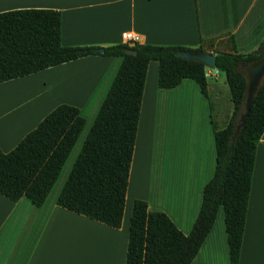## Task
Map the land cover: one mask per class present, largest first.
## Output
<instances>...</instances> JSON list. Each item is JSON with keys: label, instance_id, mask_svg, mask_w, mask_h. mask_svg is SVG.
<instances>
[{"label": "crops", "instance_id": "obj_1", "mask_svg": "<svg viewBox=\"0 0 264 264\" xmlns=\"http://www.w3.org/2000/svg\"><path fill=\"white\" fill-rule=\"evenodd\" d=\"M19 9L60 11L62 46L128 43L121 35L130 33L138 37L140 45L196 49L200 39L231 37L235 51L248 54L264 40V0H0V13ZM120 64L118 57L91 55L1 83V151H11L60 104L75 106L82 115L83 109L97 100L99 110ZM150 68L156 69V77L149 85ZM215 72L207 71L211 80L207 79L205 98L188 79L176 88L159 89L158 63L149 62L119 229L57 206V196L49 199L48 195L37 208L24 197L13 203L0 195V264H79L81 240L88 246L91 240L96 264H118V260L125 264L131 216L126 230V206L130 201L132 210L135 200L145 201L150 212L165 213L188 235L201 205L203 188L214 173V131L225 128L233 112L229 87L226 92L221 72ZM148 94L153 103H158L161 94L164 100L174 95L185 103L190 97L194 102L193 106L185 104L181 113L176 110L177 116L184 115V123L180 118L170 119L165 133L159 136L154 118L141 128ZM157 139L167 142L171 156L160 168L164 177L152 182L148 169L152 168L153 152L149 149ZM141 143L147 147L143 163L142 147L137 158ZM219 211L191 264H216L217 257L223 264L228 257L230 264L223 211ZM238 264H264V132L255 150Z\"/></svg>", "mask_w": 264, "mask_h": 264}, {"label": "trees", "instance_id": "obj_2", "mask_svg": "<svg viewBox=\"0 0 264 264\" xmlns=\"http://www.w3.org/2000/svg\"><path fill=\"white\" fill-rule=\"evenodd\" d=\"M61 13L52 9H19L0 13V84L86 56L121 58L56 205L108 227H121L129 172L135 146L145 77L150 61L158 63L159 89L193 81L207 98V68L178 58L184 51L214 54L216 70L229 87L233 112L227 126L214 131L215 168L205 184L202 201L188 235L163 212H150L143 200L132 205L125 264H191L215 222L224 216L230 264L239 263L255 150L264 132V84L253 99L240 133L234 126L244 98L240 63L264 53L239 54L233 39L228 51L211 49L212 39H200L196 49L182 46L120 43L62 46ZM102 50V52H101ZM135 53V54H134ZM80 110L60 104L8 153L0 149V195L16 203L26 198L40 208L67 161L83 128Z\"/></svg>", "mask_w": 264, "mask_h": 264}, {"label": "rangeland", "instance_id": "obj_3", "mask_svg": "<svg viewBox=\"0 0 264 264\" xmlns=\"http://www.w3.org/2000/svg\"><path fill=\"white\" fill-rule=\"evenodd\" d=\"M211 43H212L211 49H215L217 51H222V52L228 51L229 47L231 46V42H230L229 37H223V38L219 37V39H214ZM207 71H212L213 73H216L215 71L209 70V69H207ZM219 75L223 80H225L223 73H220ZM155 77H156V69L154 70L153 68H150L149 73H148L149 85L151 84V81ZM207 79L211 80V78H207ZM223 87L226 89V92H227L228 86L226 84V80H225V85ZM159 97L160 98H159L158 103L157 102L153 103V101H151V99H150L151 98L150 95L148 94V96L146 98V105H144V107H143V114L145 115V117H144L145 119H143L141 121V128L143 126L146 127L145 124L148 121H151L152 118H154V121L157 123V135L161 136L163 133H165L167 125H168V121L170 119H172V120L176 119L177 120V118H180L181 119L180 122L183 121V123H184V115L181 114V116H177L178 114L176 115V110L181 113L182 109L184 107H186L187 104H192V106H193L194 101L190 97V99H189L190 102L187 100V103H185V100H183V98L177 99V97L174 95L166 97L165 100L163 99L164 95H163V98H162V94ZM96 103H97V100H94V104H92L90 106L87 105L82 111V116L85 119V126H84L77 142L75 143L67 161L65 162L57 181L55 182L54 186L52 187V189L49 193V199H51L52 197L55 198V196H58V194L60 193V191L62 189V186L64 185V183L68 177V174L72 168V165H73V163H74V161H75V159H76V157H77V155H78V153L82 147V144H83V142H84V140L88 134V131L93 124L94 118L97 114L98 108L96 106ZM149 103H151V104H149ZM97 105H98V103H97ZM147 114H148V116H147ZM166 144H167V142H165V141L162 142V139L161 140L157 139L156 141L155 140L153 141V147L149 149L153 152L152 157H153V161H154V167H153V161H152V168L148 169V172H149L148 177L151 179L152 182L161 180L162 177H164V174L161 175L160 168L165 167V165H167L166 161H169V158L171 156V150L169 151L170 148H168V146ZM139 147H142L141 149H142V152L144 153V156L142 158L143 159L142 163H143L144 158H145V151H146L147 147H145V146L143 147L142 143H141V146L138 145L137 158H138V152L140 150ZM137 158L135 160L136 161L135 166H134L135 169H137ZM161 160L163 161V163L161 162ZM142 168H143V165H142L141 169ZM130 191H131V189L128 191L129 195L131 197ZM127 204L128 205L126 206V216H125L126 217V223H125L126 226H124V229L126 227V230L128 227L129 216L131 214L129 212L131 210V204L132 203L129 201ZM219 212H220L219 214L222 215L221 214L222 212L221 211H219ZM125 231H124V233H125ZM82 241L83 240H81V243H80L79 249H78L79 264H96V257H95L94 251H92L91 240L89 241V246H88V242H87V244L86 243L83 244ZM117 244H118V242H117ZM111 246H113V244H111ZM93 258H94V260H93ZM88 259L90 260L89 263H88ZM203 261H206V260L204 259ZM118 264H120V260H118ZM204 264H211V261H209V262L206 261ZM216 264H223V261L221 259H219V257H217ZM224 264H228V257H227L226 263L224 260Z\"/></svg>", "mask_w": 264, "mask_h": 264}, {"label": "water", "instance_id": "obj_4", "mask_svg": "<svg viewBox=\"0 0 264 264\" xmlns=\"http://www.w3.org/2000/svg\"><path fill=\"white\" fill-rule=\"evenodd\" d=\"M176 56L187 61H196L209 70L217 71L214 54L203 51H184L178 52ZM239 65V71L245 80V92L235 121L233 141L244 126L253 99L264 84V53L253 62L240 63Z\"/></svg>", "mask_w": 264, "mask_h": 264}, {"label": "built area", "instance_id": "obj_5", "mask_svg": "<svg viewBox=\"0 0 264 264\" xmlns=\"http://www.w3.org/2000/svg\"><path fill=\"white\" fill-rule=\"evenodd\" d=\"M121 37L123 40L127 41L128 44L131 46L138 44V41H139L136 35H133L130 33H122Z\"/></svg>", "mask_w": 264, "mask_h": 264}]
</instances>
